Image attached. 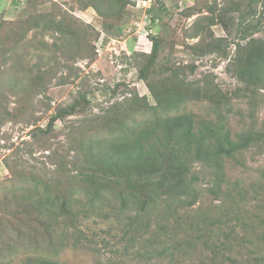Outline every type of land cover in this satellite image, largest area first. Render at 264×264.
Returning a JSON list of instances; mask_svg holds the SVG:
<instances>
[{"label":"trees","instance_id":"16d2710c","mask_svg":"<svg viewBox=\"0 0 264 264\" xmlns=\"http://www.w3.org/2000/svg\"><path fill=\"white\" fill-rule=\"evenodd\" d=\"M26 1L29 4L32 0ZM79 2L97 11L107 32L114 28L122 32L121 20L130 13L132 0ZM161 6L165 9L163 3ZM30 9L32 5L23 10L28 14L25 23L0 21V33L10 25L19 28H15L16 34L41 28L53 31L56 52L95 59L97 49L92 42L99 35L95 28L78 23L60 7L48 13ZM195 10L188 7L185 14L191 16ZM148 11L152 24L160 21L159 8L152 6ZM207 12L193 22L192 36L199 40L186 46L195 56L215 53L228 58L230 37H239L227 66L239 87L227 95L212 75L188 79L195 72L196 63L158 62L163 39L161 35H151V50L136 52L135 59L139 63V77L146 82L155 103L135 92L129 99L139 102V106L132 117H108L96 136L83 138L66 190L57 188L34 169L23 180V171L16 169L20 163L15 161L10 169L13 184L2 202L6 213L0 212V252L5 251L4 264H68L54 256L67 246L82 242L80 226L92 215L118 220L124 215L128 221L122 226L134 238L146 233L167 235L173 228L172 219L179 222L181 211L198 202L200 179L207 173L214 176L211 190L222 192L227 159L254 145H264V123L258 126L255 118L259 94L264 89V36H256L264 31V0H225L223 5L215 2L207 6ZM217 23L228 36L208 38V30ZM37 43L48 45L45 40ZM17 51L16 47L9 58L20 64L21 59L14 58ZM80 93L71 104L52 113L46 128L37 126L33 136L50 133L59 118L84 112L90 100ZM233 98L247 100L251 108V123L241 131H233L228 122ZM192 101L204 102L207 113L190 109ZM116 107L113 104L108 112ZM0 111V125L2 118L14 114L4 97H0ZM224 194L232 195L229 190Z\"/></svg>","mask_w":264,"mask_h":264},{"label":"rangeland","instance_id":"374dc122","mask_svg":"<svg viewBox=\"0 0 264 264\" xmlns=\"http://www.w3.org/2000/svg\"><path fill=\"white\" fill-rule=\"evenodd\" d=\"M215 2L223 5L225 0H151L149 7L143 0H132L130 13L121 20L123 31L114 28L107 32L97 11L83 7L79 0H32L29 4L26 0H0V21L25 23L28 14L23 10L27 5H32L33 12L45 13L60 7L78 23L91 25L99 32L92 42L97 49L93 61L56 52L53 31L41 28L16 34L15 28H19L6 25L0 33V97L7 100L14 112L2 118L0 125L1 214L6 213L7 207L2 202L13 184L10 169L15 161L20 163L16 169L23 171V180L34 169L57 188L66 190L83 138L96 136L108 117L127 114L132 117L139 106V102L129 99L135 92L155 103L146 82L139 77V63L135 59L136 52L151 50V35H161L163 39L158 62L196 63L189 80L212 75L223 92L231 95L239 83L229 74L227 66L239 37L234 34L230 37L228 58L215 53L195 56L186 46L199 40L192 36L193 22L207 14V6ZM162 3L165 9H161ZM152 6L159 8L161 14L160 21L153 24L148 11ZM188 7L196 9L191 16L185 14ZM145 30L149 33L146 45L147 39L142 37ZM207 35L228 36L220 23L212 25ZM256 36H264V31ZM41 40L48 45H39L37 42ZM139 41L147 51L139 47ZM109 42L111 48L106 46ZM16 47L14 58L21 59L20 64L9 58ZM80 92L90 100L84 112L59 118L50 133L33 136L37 126L46 128L52 113L71 104ZM233 99L228 122L233 131H241L251 123V108L247 100ZM113 104L117 107L109 113ZM189 108L207 113L202 101H192ZM255 118L258 126L264 123V89L259 94ZM213 177L207 173L200 179L198 202L181 211L179 222L172 219L171 233L165 235L160 231L134 238L122 226L128 221L124 215L119 220L92 215L80 226L82 242L67 246L54 257L68 264H264V145H254L227 159L222 192L211 190ZM227 190L232 195H225ZM106 209L112 213L110 207ZM4 252H0V264L6 263Z\"/></svg>","mask_w":264,"mask_h":264},{"label":"built area","instance_id":"2783aa9c","mask_svg":"<svg viewBox=\"0 0 264 264\" xmlns=\"http://www.w3.org/2000/svg\"><path fill=\"white\" fill-rule=\"evenodd\" d=\"M143 4L149 7V6L151 5V0H143ZM141 28H142V25H140V30H139V31H141ZM143 29H145V27H144ZM143 29H142V30H143ZM148 35H149V33L145 30L144 35L142 36V37H145V39H147V41L144 42L145 45H146L147 42L149 41V39H148ZM140 37H141V35H140ZM140 42H141V41H139V43H140ZM138 45H139V47H140L141 49H144V50L147 51L146 47L143 46V42L140 43V44H138ZM106 46H108V48H111V43H110V42L107 43ZM141 46H143V47H141ZM116 53H117L118 55L120 54V53H118L117 51H116Z\"/></svg>","mask_w":264,"mask_h":264}]
</instances>
